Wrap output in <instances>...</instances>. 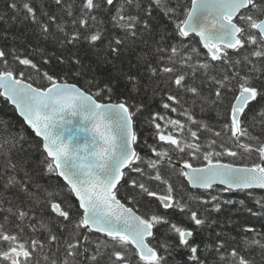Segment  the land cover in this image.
Instances as JSON below:
<instances>
[{
	"label": "snow or ice",
	"instance_id": "snow-or-ice-1",
	"mask_svg": "<svg viewBox=\"0 0 264 264\" xmlns=\"http://www.w3.org/2000/svg\"><path fill=\"white\" fill-rule=\"evenodd\" d=\"M7 8L0 22L30 24L61 50L86 45L98 65L116 68L129 57L142 69L122 73L131 91L158 90L163 112L151 113L153 143L145 140L142 154L136 123L145 106L131 96L113 100L119 77L102 84L75 52L56 56L28 45L25 55L12 36L14 46L0 48V97L39 139L33 144L23 125L0 121V264H175L180 251L183 264H255L229 249L222 232L196 242L195 229L169 210L198 229L210 212L236 203L223 193L264 190V0H9ZM156 11L174 24L159 39ZM106 23L119 34L109 35ZM197 37L203 53L192 43ZM33 54L44 65L54 57L66 66L63 75L42 69ZM197 108L215 111L220 128L197 119ZM253 153L259 162L251 166L219 159ZM200 159V166L191 162ZM153 200L158 206L150 210ZM254 202L264 212V197ZM238 243L264 257V235Z\"/></svg>",
	"mask_w": 264,
	"mask_h": 264
},
{
	"label": "trees",
	"instance_id": "trees-1",
	"mask_svg": "<svg viewBox=\"0 0 264 264\" xmlns=\"http://www.w3.org/2000/svg\"><path fill=\"white\" fill-rule=\"evenodd\" d=\"M9 0H0V14H3L5 11H8L7 5ZM37 4H39L40 0H35ZM45 2L50 3V0H45ZM146 3L147 0H144ZM185 3H189L190 0H184ZM100 18L107 22L110 19L108 13H100ZM153 27L154 33L153 36L155 39H159L158 33H163L165 30L167 32H172L174 29V24L168 18H166L162 13L156 11L153 13ZM111 35L116 30L112 29L111 25L106 23L104 25ZM8 33V39L4 38V33ZM116 34H119L116 32ZM12 36L17 37V41L15 42V47L20 50H23V54H28V45H31L33 48H42L45 50V54H51L55 52L56 56L64 55L67 57L72 52H75L83 61V63L87 66H90V69H94L95 72L89 71L88 75H95L97 79L103 84L108 82L111 78L119 77V86L117 87L115 94L113 96V100L117 97H125L131 96L132 101L137 103H142L145 107L142 109L141 113L138 114L136 128L138 131L139 137V147L138 151L142 154L146 151L144 147V141L147 140L148 143H153V132L154 129L150 126L149 120L151 113L160 111L163 112V109L160 107V95L153 94V88L150 86L145 90V87L142 85L138 92L131 91V85H129L122 76V73L131 72L132 74H138L142 71L139 67L132 68L130 66L129 60L130 58L127 56H121L120 59L115 61L116 68H113L112 65H98L96 55L90 48L86 45L80 46L79 48H66L61 50L58 45H56L51 39L45 41L42 39L36 32L34 26L30 24L20 25L18 22L16 24L6 25L3 22H0V48L5 49L6 51L14 46ZM150 45L154 43L152 38H149ZM172 41L175 42V37L172 38ZM198 38H193L192 43L196 44ZM197 47L201 48L202 53L206 50L202 49V46L196 44ZM31 58L37 62L40 67L44 70L49 71L51 74H59L63 75L62 69H65V65H61L57 62V60L53 57L51 59V63L49 65H44L41 62V56L39 54H33ZM204 57L201 56V59ZM11 62V57H9ZM132 63H135L133 60ZM22 67V66H19ZM26 75L29 74L28 69H24ZM35 79H38L34 77ZM143 81L144 78L141 77ZM69 82L77 83L78 85H84L85 79H72L69 76ZM41 83L46 84V81H41ZM163 87V85H161ZM172 118L184 119L183 117H179L176 113H168ZM196 118L199 120L207 121L208 123L214 125L217 129L220 128L221 122L217 118V114L215 111L205 110L203 113L200 112V109L197 108L195 110ZM7 120L10 121L12 125H15L16 128L20 129L23 125V119L18 115L15 108L8 102L4 97H0V121ZM23 131L27 133L30 141L35 144L39 138L34 137V133L31 132L30 129L27 128L26 125H23ZM256 134H259L258 132ZM203 136H208V133H202ZM3 136L0 135V141H2ZM13 158H17L15 152L13 153ZM187 158V157H186ZM39 159V152L33 148L32 150V160L36 161ZM223 163H231L237 166H251L254 162H259L258 156L253 153L251 156H247L245 154H241L237 158H232L229 156H223L219 158ZM194 166H200L204 163L202 159L200 160H191ZM31 166V165H30ZM165 174H167V170L165 169ZM43 182V181H42ZM173 182L176 185L180 183H184L186 185V181L183 177L173 176ZM192 191L197 192L199 190L193 189ZM254 193L253 196H249L246 192L242 191H233L229 193H223L224 199H231L236 201V203L232 205H223L220 212H210L208 214L209 224L202 228H195L193 224L188 222V220L183 217L179 212H172L169 210V215L172 216L173 219L182 222L186 227L195 229V241L200 242H209V238L215 239L216 232H222L224 235L222 238L228 240L229 249L233 246L237 247V250L240 251L241 255H244L247 259L254 260L255 264H264V257L261 256L260 250L258 248L252 249L251 251H245L242 246L239 245V239L248 235L249 237L255 235L256 233H260L264 235V212L260 209L258 205L255 204V199H260L264 197V190H250ZM243 200L244 205H240L239 201ZM157 203L153 200L152 206L150 210H155L157 208ZM248 209H251L252 212L261 213L259 215H252ZM141 212H144L146 209L144 206H141ZM161 211H164L161 209ZM211 221H215V223H211ZM245 226H252L255 231L251 233H243L241 230ZM159 234V233H158ZM232 237H236L237 240L233 241ZM186 258L185 253L183 251L177 252L174 254L175 264H183V260Z\"/></svg>",
	"mask_w": 264,
	"mask_h": 264
},
{
	"label": "water",
	"instance_id": "water-1",
	"mask_svg": "<svg viewBox=\"0 0 264 264\" xmlns=\"http://www.w3.org/2000/svg\"><path fill=\"white\" fill-rule=\"evenodd\" d=\"M13 107H15L13 104H11ZM18 113V112H17ZM19 115V113H18ZM20 116V115H19ZM22 118V117H21ZM23 119V118H22ZM72 126H69V129H71ZM236 166V165H235ZM237 167H243V166H237ZM218 187H222V186H218ZM255 190H260V189H255Z\"/></svg>",
	"mask_w": 264,
	"mask_h": 264
},
{
	"label": "bare ground",
	"instance_id": "bare-ground-1",
	"mask_svg": "<svg viewBox=\"0 0 264 264\" xmlns=\"http://www.w3.org/2000/svg\"><path fill=\"white\" fill-rule=\"evenodd\" d=\"M6 99V98H5ZM11 104V103H10ZM15 108V107H14Z\"/></svg>",
	"mask_w": 264,
	"mask_h": 264
}]
</instances>
